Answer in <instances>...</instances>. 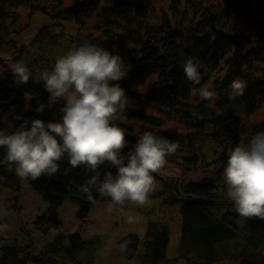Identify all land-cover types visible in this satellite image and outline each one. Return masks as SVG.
Returning <instances> with one entry per match:
<instances>
[{
	"label": "trees",
	"instance_id": "obj_1",
	"mask_svg": "<svg viewBox=\"0 0 264 264\" xmlns=\"http://www.w3.org/2000/svg\"><path fill=\"white\" fill-rule=\"evenodd\" d=\"M24 1L0 0V19L5 9L24 6ZM165 1L167 9L157 14L148 5L131 0H97L99 5H90V10L104 12L114 28L108 30L103 24V40L80 37L73 43L74 48L85 40L109 51L121 48L122 52L114 54H120L131 70L119 81L120 85L133 88L126 90L128 98L149 99L157 115H145L144 121L162 129L159 136L185 149L190 158L183 165L196 171L218 160L226 161V153L236 144L246 143L264 130V119H251L264 108V17L257 19L248 11V0ZM102 7L110 9L105 11ZM14 53L20 50L15 48ZM189 57L203 65L200 85H193L183 71V62ZM15 62L17 59L12 58L7 65L0 60V129L9 132L24 121L37 118L34 101L45 102L48 98L30 80L20 86L14 83L10 66ZM152 76V86L146 91L138 90ZM234 79L244 80L247 86L242 96L231 100L227 89ZM208 86L218 93L214 102L197 99L206 104L200 111L187 103L193 87ZM25 96L32 99L26 102ZM58 109L59 105L52 110L46 108L42 118L58 119ZM194 112L200 114L199 119L192 115ZM139 115L134 119L139 120ZM166 120L181 124L186 133L163 128ZM126 139L134 145L138 137L126 134ZM196 140L206 148L216 149L217 159L208 160ZM5 155L6 150L0 148V187L16 193L20 179L7 170ZM59 165V171L51 177L42 175L37 180L24 181L37 195V205L44 206L40 213L29 219L21 213L16 199L13 208L6 209L7 215L1 212L0 226L6 228L0 229V264H92L101 245L96 243L98 235L112 227L107 208L110 199L96 196V202H90L87 194L80 191L90 173L82 166L71 167L67 157ZM109 168L102 166L101 174ZM110 170L115 174V169ZM154 176L161 191H171L167 200L179 203L181 226L176 258L167 257L168 229L158 222L148 223L145 240L140 244L135 235L121 239L120 244L129 242L128 253L123 257L134 259L136 264H170L179 259L185 264H264V221L249 220L241 230L234 223L233 202H214V214L202 208L199 194L220 188L221 179L205 178L183 188H171L172 177L158 173ZM70 200L78 201L74 212L67 205ZM237 238L243 245L234 252L227 243L238 241Z\"/></svg>",
	"mask_w": 264,
	"mask_h": 264
},
{
	"label": "clouds",
	"instance_id": "obj_2",
	"mask_svg": "<svg viewBox=\"0 0 264 264\" xmlns=\"http://www.w3.org/2000/svg\"><path fill=\"white\" fill-rule=\"evenodd\" d=\"M202 67L194 57L184 60L183 71L193 85H200ZM10 69L17 86L27 84L32 77V70L23 60L13 63ZM130 70L131 65L120 54L87 40L59 56L50 70L39 73L38 81L43 82L49 95L33 109L39 114L37 118L22 122L11 132L0 129L7 170L21 181L51 177L67 157L71 167L82 166L90 173L80 189L90 202L95 203L99 196L110 199V208L148 203L158 188L154 174L166 166L179 145L144 131L129 147L126 129L118 122L125 119L129 104L119 81ZM246 86L242 79L231 81L229 99L242 96ZM191 95L209 103L218 98L211 86L193 87ZM31 99L25 96L26 102ZM57 105L60 117L44 120L45 109ZM192 115L200 118L199 113ZM227 155L223 169L226 194L234 205V223L243 230L249 220L264 221V130L246 143L236 144ZM105 165L110 168L101 174ZM110 169H115V174ZM0 212L7 215L3 205ZM139 221V217L126 218L128 224ZM3 228L6 225L0 226ZM128 249V241L120 244L122 254L127 255Z\"/></svg>",
	"mask_w": 264,
	"mask_h": 264
},
{
	"label": "rangeland",
	"instance_id": "obj_3",
	"mask_svg": "<svg viewBox=\"0 0 264 264\" xmlns=\"http://www.w3.org/2000/svg\"><path fill=\"white\" fill-rule=\"evenodd\" d=\"M132 3L139 2L144 5H148L149 8L153 9L155 13L160 14V12L165 11L167 9V2L165 0H131ZM248 11L251 14L259 19L262 16L259 14L260 10H264V0H248ZM16 17L11 19V14L9 16H4L0 19V60L5 62L7 65H10V61L12 58L17 59V54L14 53L15 46H17L18 42L26 43L28 42L32 34L33 26L39 25L42 22L48 23L49 21L41 16H34L35 18L30 19L29 22L32 23V26L29 25L28 19L25 16L24 11H17ZM28 23V24H27ZM89 23H92L90 21ZM27 26L23 28L22 26ZM58 28H61V24H57ZM22 27V28H21ZM65 29L72 33L76 29L73 25L65 26ZM52 42L46 41L41 48L51 45ZM39 52V51H38ZM264 57V54H262ZM58 57H55V60ZM213 76V75H212ZM155 80V76L150 77L142 86L138 87L140 91H146L151 86L153 81ZM199 97H193L191 95V91L188 95L187 103L191 106H194L197 110L200 111L202 106H205V103H200L196 101ZM254 121H262L264 119V108L258 110L251 117ZM163 125V128L176 130L177 133L185 134L181 124L176 121H169ZM162 130V129H161ZM207 130V129H206ZM205 130V132H206ZM159 132V131H158ZM197 145L202 149L203 154L207 155L208 160H216L217 153L214 148H206L203 142L196 140ZM204 149L207 151L204 152ZM185 149L179 150L168 157V162L166 166L158 172L160 175L173 177L174 184L173 187H181L183 188L186 184L192 182H201L205 178L209 179H221L220 182H224L223 178V169L226 166V161H217L216 164H211L206 167L196 168V171L192 166L187 167V165H183V163L188 164L189 158L188 153L183 151ZM201 151V152H202ZM227 153H226V155ZM182 159V164H177L175 160ZM207 160V159H206ZM217 173V174H216ZM222 177V178H221ZM207 180V179H206ZM20 187V193L18 196V202L21 207V213L26 215L29 219L32 218L37 213H40L43 209V205H37V195L33 193L27 184L22 181ZM7 189L0 187V203L8 199L10 197ZM167 195L161 193V188L158 186L157 190L152 193L149 197V202L145 205H132L129 204L126 207H116L112 209L111 212V226H113L112 230L106 232L108 228L104 229L101 234L98 235L99 240L96 243H101L98 251H96L95 256V264H136L134 259H126L123 257L120 252V240L122 237L126 235H135L138 238L142 239L145 234L146 226L149 222H158L161 225H164L168 229L169 241L166 248V255L168 258L173 259L176 258L177 249L179 244V236H180V214H179V203L171 202L167 200ZM72 205L76 208L77 203L72 201ZM70 206V205H69ZM225 211L224 209L221 212ZM1 214V213H0ZM2 215V214H1ZM128 216L139 217V223L128 224L126 223V218ZM100 217L97 221H99ZM105 227L104 222H100ZM107 225V224H106ZM238 239V238H237ZM234 252H238L243 243L242 240L238 239L234 241H230L227 243ZM238 263V262H237ZM170 264H185L182 260L170 262ZM221 264H234L233 262H222Z\"/></svg>",
	"mask_w": 264,
	"mask_h": 264
},
{
	"label": "bare ground",
	"instance_id": "obj_4",
	"mask_svg": "<svg viewBox=\"0 0 264 264\" xmlns=\"http://www.w3.org/2000/svg\"><path fill=\"white\" fill-rule=\"evenodd\" d=\"M112 1L117 2L118 0H112ZM1 2L7 3L6 0H1ZM90 5H99V4L97 0H57L55 2L53 0H25L24 6H19L4 10L3 15L9 16V14H11V19L13 17H16V15L18 14L17 11L19 10L24 11L30 26H32V23L29 21L30 19L35 18L34 16H38V17L43 16L49 21L47 24L42 22L39 25L33 26L32 31L30 32L32 34L31 39L26 43L18 42L17 46H15L16 51L20 50V53H17V61L23 60L25 64L32 70V77L30 78V81L31 83L34 84V87L38 91L41 90L45 91L43 87V82L38 81L39 73L45 69L50 70L55 63V57H59L65 54L69 49H73L74 48L73 41L76 38L77 40L80 37L101 38V40H103L104 38H106V36L102 35L103 29L101 25L105 24L108 30L114 28V23L112 21L107 20L108 16L104 12H102L101 10L99 12L98 10L95 9L90 10L91 9ZM102 8L105 11L110 9L106 7H102ZM90 21H92V23H89ZM59 23L62 26L61 28H58L57 26V24ZM27 24L22 27L25 28ZM70 25H73L76 29L72 33H69L65 29V26L68 27ZM48 40L49 42H52V44L44 48H41L40 46L43 45ZM120 51L122 52L121 48L119 47H115L111 49L112 53H118ZM130 89L133 90V88L128 85L125 88V91ZM46 94L49 95L47 92ZM128 99H129V104L124 114L125 119L123 121L118 122L120 123L121 127H124L126 129V134L128 136L139 137L140 135L143 134L144 131H152L157 135H159V133H162L161 129H158L157 127L153 128L144 121L145 115L149 117H155L157 115V110L154 108L155 106H152V103H149V99L148 98H141L140 100H136L133 98H128ZM34 103L35 105H37L38 102L34 101ZM9 110L10 109H8V111ZM138 113H140V115ZM136 115L141 116V118L139 120L134 119V116ZM128 145L129 147L132 146L131 144ZM175 161L177 164L183 163L182 159H179V161L178 160ZM170 181H171L170 187L173 188V184L175 181L173 177L171 178ZM21 183L22 181L20 180L19 191L22 185ZM218 183L220 188H212L210 191L208 189L209 192L207 191L204 194H199L202 196L201 199H199L202 208L204 210L207 208V210L213 214L216 213V211L212 206L214 202L218 200H222L225 203H229L230 201L227 198V194H226L227 192V186H225L226 184L224 185V183L220 181ZM7 190L9 192V195L11 196L8 197L5 203L1 202L0 205H3L5 209L13 208L16 199L17 206L19 207L18 196L20 192L18 191L14 193L15 191L11 190L10 188ZM170 192L171 191L169 190L167 192H163V190L161 191V193L166 194L167 197ZM72 201H75L77 203L76 208L73 207ZM67 205L73 212L78 209L77 200H70V202H68ZM109 205L110 204H108L107 208H108V213L111 216V212L113 208H110ZM112 228L113 226L111 227L110 230H107L106 232L111 231ZM127 236L128 235H126L125 237ZM125 237H122L121 239H124ZM136 239L139 241L140 244L145 240V234L142 239L138 237ZM92 264H95V258Z\"/></svg>",
	"mask_w": 264,
	"mask_h": 264
}]
</instances>
